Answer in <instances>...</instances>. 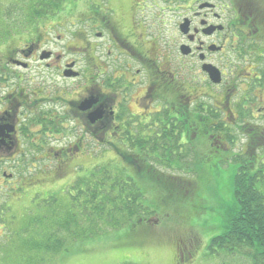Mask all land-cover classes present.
<instances>
[{
	"label": "flooded vegetation",
	"instance_id": "af4514ba",
	"mask_svg": "<svg viewBox=\"0 0 264 264\" xmlns=\"http://www.w3.org/2000/svg\"><path fill=\"white\" fill-rule=\"evenodd\" d=\"M257 3L241 0L236 11L227 0H164L162 13L178 20L151 33L133 0L129 23L111 6L76 23L47 21L30 40H0V245L31 191L51 190L41 179L58 159L67 173L115 147L159 194L172 187L164 202L188 186L219 188L211 165L221 177L233 170L235 145L241 156L264 144Z\"/></svg>",
	"mask_w": 264,
	"mask_h": 264
},
{
	"label": "trees",
	"instance_id": "16d2710c",
	"mask_svg": "<svg viewBox=\"0 0 264 264\" xmlns=\"http://www.w3.org/2000/svg\"><path fill=\"white\" fill-rule=\"evenodd\" d=\"M95 1L100 5L98 9L83 8L84 0H11L6 8L0 7V40H30L45 28L47 21L76 23L103 13L107 0ZM227 1L239 10L241 0ZM254 1L259 5L264 0ZM262 34L264 36V32ZM243 150L247 151L241 156L234 154V174L228 193L223 175L220 177L218 169L211 165L212 181L216 180L219 188L211 181L214 186L208 189L188 186L187 194L185 190L180 194L176 192V199L167 202L164 200L168 194L174 193L172 187L162 188L166 192L159 194L157 187L151 188L148 178L142 179L133 167H129L134 166L131 158L120 157L115 147L113 156L104 159L105 150L98 155L93 152L86 167L74 163L73 170L67 173L66 170L62 172L66 165L58 159L55 172L43 175L41 179L42 184L52 187L51 190L44 195L34 194L30 207L25 208L20 230L11 229L7 247H12L11 251L16 252L24 264H56L59 256L71 251L81 252L85 243L105 239L111 234L116 236L115 249L133 248L132 251H136L138 246L134 248L131 244L141 246L154 234L153 221L148 217L154 213L160 215L155 207L178 206L181 202H176L177 199H183L185 195H191L186 199H200L201 191L206 189L211 195L209 190L214 189V198L221 192L220 198L223 195L229 203L223 205L225 213L220 216L223 232L211 240L209 248L213 250L210 249L209 254L216 253L215 248L227 254L248 250L251 264H264V144L262 140H256L253 146L247 144ZM254 157L258 159L257 169L250 162ZM72 175L74 179L70 181ZM64 181L68 183L62 185ZM171 214L176 215L172 220L178 224L192 211ZM173 243L177 250L184 251L180 242ZM195 253L188 251L185 254L190 259ZM175 257L179 258L176 254Z\"/></svg>",
	"mask_w": 264,
	"mask_h": 264
},
{
	"label": "rangeland",
	"instance_id": "374dc122",
	"mask_svg": "<svg viewBox=\"0 0 264 264\" xmlns=\"http://www.w3.org/2000/svg\"><path fill=\"white\" fill-rule=\"evenodd\" d=\"M84 1L86 3L84 8L98 9L100 7L95 0ZM110 1L108 3H112L113 7L119 9V15L124 18L126 23H129L133 16L130 10L133 0ZM10 3L11 0H0V7L2 6L1 8L4 9ZM137 3H140L139 8L141 7L142 9L141 11L139 10L138 15L135 14L136 21L139 23L144 22L148 30L151 27V33H155V30H161L164 21H170L174 24L178 20L174 16L175 13H162L163 0H137ZM225 17H227L225 21L231 18L229 10H226ZM87 145L97 146L94 143H87ZM237 146L239 147V145ZM235 153H239V148H235ZM209 164L211 163L207 162V165ZM49 165L46 164V166ZM233 174L234 170H228V172L223 174L226 187L228 188V190H225L227 193L229 192ZM32 175H35V173L32 172ZM67 183V181H64L62 185ZM43 191L44 187L41 188L40 192ZM213 191L214 189H210L211 195H209L205 189V191L200 192V199L188 198L181 200L178 206L173 204L163 205L160 208L155 207V211H159L160 213L161 220L156 221L158 217L152 218L155 220L152 222L154 234L151 235V240L147 239L141 246L131 244L132 247L138 246L136 251H132L134 250L133 248L115 249L114 240L116 236L111 234L108 235L109 237H106L107 239H97L85 243L81 246L83 249L81 252L71 251L68 254L59 256L56 264H251L248 250L227 254L215 248L216 253L211 252L212 255L206 252V250H209V252L213 250L208 246L213 237H217L223 232V229L220 227V216L223 217L225 213L223 205L229 203L228 199L221 200L218 196L215 197L216 200L212 196ZM35 193H37L36 190L31 191L24 208L14 213L17 216L14 219V224L11 225V229L13 228L14 231L20 230L21 220L25 215V208L30 207V200H32ZM188 211H192V214L184 217L178 224L174 223L175 220L172 219L176 218V215L171 213L182 215ZM173 242H180L179 245L184 247V251L186 252L196 251L198 254L195 258L188 259L185 252L177 250V246ZM199 243H201V254L199 253L200 248L199 251L197 250ZM11 248H8L5 244L0 245V264H24V261L22 262L17 257L16 252L11 251ZM175 254L179 258H176Z\"/></svg>",
	"mask_w": 264,
	"mask_h": 264
}]
</instances>
